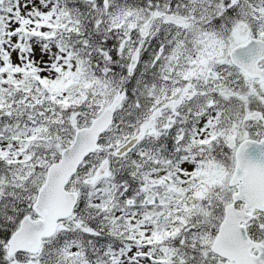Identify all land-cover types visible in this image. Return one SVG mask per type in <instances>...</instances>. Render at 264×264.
I'll return each instance as SVG.
<instances>
[{
	"label": "rangeland",
	"instance_id": "374dc122",
	"mask_svg": "<svg viewBox=\"0 0 264 264\" xmlns=\"http://www.w3.org/2000/svg\"><path fill=\"white\" fill-rule=\"evenodd\" d=\"M177 1L174 5L170 4L171 0L166 1L167 4L164 3L158 8L157 13H164V9L171 6L173 10H178L177 13L185 9L183 12L186 15L190 17L193 15L199 21L210 18L211 10H208V6L213 1ZM229 2L230 0H217V6L220 7L217 10H222L221 8H225ZM55 3V0H0L1 215L14 223L16 228L25 215L32 214L36 217L32 204L45 179L47 167L59 160L62 150L72 144L75 131L89 126L123 87H125V99L116 112L115 121L110 130L101 137V149L85 160L68 184L69 190L80 193L78 207L81 212L86 211L88 214H80L78 211L77 217H70L60 222L58 239L65 240L61 247L56 248V242L49 239L43 243L40 255L29 257L24 256L27 254H15L12 264H45V258L49 260L46 257L48 253H53L51 260L54 264L63 263L64 259L74 261L79 258L85 264L88 253L84 248L85 240L82 232L95 231L101 224L103 226L113 224L112 228L120 235L121 232L124 234L129 230L126 245L124 244L116 251L110 248L112 250L109 252L112 256L110 264H210V261L213 264H230L211 250L216 219L220 214L213 209L218 208L219 196L223 197L225 206L231 200V193L235 190L228 185L234 168V158L231 157V160L229 158L231 152L233 154L239 142L248 135L258 137L261 133V125H258V121L264 106V82L252 80L240 70L230 68L225 55L230 46L245 40L249 34L264 37V0H242L239 6L247 22H237L233 32L224 40L220 38L222 35H218L215 26L206 29L202 24L194 23L187 29L186 38L189 35L193 36L194 44L198 43L200 36L203 38V42L199 45L203 56L200 65L196 64L192 68V74H188L189 68H184L185 70L181 72V74H188L186 75V77L189 76L188 78L195 77L193 88L188 84L178 85L183 77L175 79L172 74H168V71L172 70L169 63L165 65V69L163 67L160 81L156 84L157 81H151V77L147 75L154 63L142 58V63L133 74L134 76L129 78L128 74L123 75L116 81L119 89L111 97L109 94L105 96L98 94L93 98L95 104L68 116L67 120L63 119L65 118L63 112L56 109L57 105L56 107L52 105L50 112H34L32 109L27 111L21 107L10 108V103L3 104L8 97L7 91L11 82L18 80L24 72L28 71H35L39 76L53 83L50 89L59 94L60 100L65 96L64 84L71 83L79 62L65 44L58 41L61 36L60 32H58L59 35L56 34L59 30L55 29L54 20L58 12L62 11V7ZM100 11L101 14H105L106 32L108 31L109 36H113L119 42L118 52L127 60L128 70L131 56L142 39L141 28L149 17L148 8L107 0L106 6L101 7ZM158 25L154 27L155 32L159 29ZM169 28L164 26V31ZM180 29L177 30L176 35L183 32ZM184 43L185 46L188 45L186 41ZM177 53L170 59L173 56L176 57ZM217 61H226L229 70L220 82L210 80L209 84H206V69L210 65L215 66ZM220 65L222 66V63ZM199 80L202 81V85L199 84ZM212 89L216 90L215 96L209 94ZM187 93H191L193 98L201 101L202 109L206 106L212 108L210 112L213 113V120H217L216 129L208 123L209 118L203 115L196 128V136L197 140L201 139L202 142L208 141L213 135L218 137L214 144V147H217L216 157L213 159L208 157L203 160L204 162H200L202 159L200 161L186 159L176 165L177 180L180 181L177 192L172 191L175 189L174 184L163 183L168 185L169 190L166 196L168 200L164 198V202L170 203L165 208L169 218L167 224L162 225L161 230L153 223L139 225L137 221L148 212L147 209L128 212L127 221L121 222V209L132 208L127 204L130 199L122 202L117 196L119 191L117 171L126 167L131 170L129 174L134 176L135 172L131 169L133 166L139 165L138 162L147 164V169H151L150 171L154 169V171H146L140 176L144 179L142 184L151 187L160 184L158 180H165L166 176H171L172 164L167 169L165 164L156 166L146 163L147 158L151 157L148 149L151 136L162 137L167 133L165 125L167 119L171 117L169 107L162 110L164 111L162 117H155L154 112L161 103L164 106H167L169 102L177 104L179 98L187 102L185 97ZM229 110H231L229 115L224 113ZM150 121H154V125ZM254 125L256 127L252 131ZM179 129L181 132L182 128L179 127ZM213 130L217 131L216 134H212ZM141 131L146 134L144 145L138 149L143 159L133 160L132 154L119 158L116 155L118 148ZM153 162L156 163L157 159L154 158ZM104 163H108L107 171L103 176L98 177L99 169ZM190 186H193L192 194L181 192L184 187L188 191ZM154 190L160 193L162 189L157 187L152 188L151 191ZM224 193L227 196H223ZM204 201L207 206L203 205ZM138 203L141 204L142 200H138ZM175 204L180 205L179 213H182V216L174 224L172 221L178 217ZM153 207L157 209L156 206ZM165 209L162 211L165 212ZM99 215L103 218L100 222L87 218L89 216L93 219ZM131 216L134 219H131ZM138 237H141L142 241L135 244ZM146 243L157 247L154 254L157 259L165 260L154 263L151 258L142 256L137 245L142 246Z\"/></svg>",
	"mask_w": 264,
	"mask_h": 264
},
{
	"label": "flooded vegetation",
	"instance_id": "af4514ba",
	"mask_svg": "<svg viewBox=\"0 0 264 264\" xmlns=\"http://www.w3.org/2000/svg\"><path fill=\"white\" fill-rule=\"evenodd\" d=\"M166 1L169 2V0H148L147 1L149 17L146 23L151 21V25H150L149 35L145 40V47L142 52L141 63H142V58H146L147 60H150L151 63H154L151 70H149L147 75L151 77V81H157L155 82L156 84H158L159 83L158 81H160V76L162 74L163 67L165 69L166 68L165 65L169 63L170 67H172V70L170 72L168 71V74L170 75L172 74V76H174L175 79L183 77L179 81L178 85L182 86V85L188 84L189 86L193 88V85H194L193 82H195V77L191 79V78H188L189 76L186 77V75L192 74L193 72L192 68L196 64L200 65L201 63L203 56L201 54V49H200L201 46L199 45H200V42L201 43L203 42V38L202 36H200L198 38V43L195 42L194 44L193 36L189 35L188 38H186L187 29L190 26H192L194 23L202 24L206 29H209V27L215 26L217 29L218 35L219 36L222 35V37L220 38L224 40L225 37H228L233 32L232 30L235 28L234 26L237 24V22L239 23L241 21L247 22L246 18L241 13L240 3L242 2V0H230L229 4L225 8H221L222 10L220 11L217 10V8H220L219 6H217L218 5L216 3L217 0H208V1H213V3L211 5L209 4L208 6L209 7L208 10H211V12L209 11L210 18H207L204 21L196 20V17L193 15L191 17L186 15L183 12L185 10L183 8H182L183 11L181 13H177L176 11L178 10H173L171 6H169V8L164 9V13H157L158 8L162 7L164 3L167 4ZM177 2H178L177 0H171L170 4L174 5ZM198 2L200 3V1ZM164 14L186 15L190 19L191 23L187 25H178V24L170 23L169 21L162 18V15ZM157 24H159L158 25L159 29H156V32H155L154 27ZM164 26H169L170 28L167 31L166 30L164 31ZM246 26L248 27V25ZM179 28H181L180 30H182L183 32H181L180 35H176L177 30ZM251 38L264 40V37L262 38V36H259L258 34H249L247 35L245 40H242L241 42H238L236 45H232L227 49V54L225 56H226V60H228L229 62L230 68L231 67L236 68L240 70V72L245 73L243 70L238 68L233 63L230 53L235 46L239 44H243ZM184 41L188 43L187 46H185ZM176 52H178L177 56L176 57L173 56L170 59V57L174 55ZM204 54L206 53L204 52ZM221 63H222V66L220 65ZM259 66L260 68L264 69V59L260 60ZM222 67L223 69H225V71H223ZM184 68H189L190 72L188 74H181V72L185 70ZM210 70L216 73L217 78L209 77L208 71ZM228 70H229V66L226 61H222V62L217 61V64H215V66L213 65L208 66L206 69L207 79L205 80V83L209 84L210 80H216L217 82H220L221 80H223V78L225 77L224 74H226ZM249 78L255 81L264 82L263 80L259 78H251V77ZM198 82L200 85H202V81L199 80ZM124 90H125V87H124ZM215 91H216L215 89H212L210 90L209 94H213L215 96L216 95ZM185 97L187 98V102L182 101V99L179 98L180 100H179V103L177 102V104H173L172 102H169L167 106H164L161 103L156 108L154 112L155 117L157 118L162 117L164 115V111L162 110H164L166 107L170 108L171 117H169L166 121L165 130L167 133H165L162 137L151 136V140L148 144L149 145L148 149L150 150L151 157L147 158L146 163H149L152 165L155 164L156 166L165 164L167 165L166 166L167 169H168V166L172 164L173 169H172L171 176L169 177L166 176L165 180H162V179L158 180V182H161V183L160 184L158 183L156 187H151L147 184L143 185L142 180L144 179H141L142 177L140 176L144 172L151 170V169H147L148 168L147 164H142L138 162L140 166L139 165L133 166L131 169L135 172L134 176H131L129 174V171L131 170L127 169L126 167H123L121 170L117 171V179H118L117 182L119 183V191H118L117 196L118 198H120L122 202H124L125 199H130L127 201V204L132 208L130 210L121 209V213H122L121 222L127 221L126 214L128 212L132 213L140 209H147L148 212L143 217L139 218L137 222L139 223V225L144 224V223L146 224L153 223V224H156V226H158L161 230L163 228L162 225L167 224V219L169 217L167 216V210L165 208L168 207L167 205L170 203L169 201H167V203L164 202V198L165 200H168L166 196L168 195L169 190H168V185L167 184L164 185L163 183L167 182V183L174 184L175 189L172 191L174 193L177 192L180 181L177 180L178 167L176 165L180 162H183L182 160L186 161V159H188L189 161H192V160L200 161L202 159L200 162H204L203 160L207 159L208 157H210L211 159L216 157L215 155L217 153V147H214V144H216L218 137L213 135L214 138L212 137L208 139V141L202 142L201 139L197 140V136H196L197 134L196 128L199 125L200 119L203 115H205L206 118L207 117L209 118L208 123L212 122L213 113L210 112L212 108L209 106H206L204 107V109H202L201 101L196 100L195 97L193 98V95L191 93L185 94ZM212 104H214V102ZM224 113L229 115L231 113V110L226 111ZM224 113L222 114V116L224 115ZM260 113H261V116L259 118L258 125H261V129H260L261 133L259 134L258 137L255 135H248V137L246 138H253L257 140L264 138V106H263L262 112ZM219 119H221V117ZM150 122L152 125H154V121H150ZM178 126L182 128L181 132H179L180 129ZM216 127H217L216 125L212 126V128H215V129ZM255 127L256 125L253 126L252 131H254ZM216 132H217L216 130H213L212 134H216ZM140 133H143L144 136L142 137L140 142L134 147V149L130 152V154H132L134 157L133 160H136V161L143 159L140 153H138V149L144 145V139H145L146 134L144 131H141V132L134 134V136ZM163 144H165V146H163ZM235 150L233 154L231 152L230 157H229L230 160H231V157L233 158L235 157ZM154 158L157 159L156 163L153 162ZM152 171H154V169ZM123 172L125 173L127 172L128 177H124L126 174H124ZM157 187H159V189H162L160 193L155 192V190L151 191L152 188L156 189ZM192 188L193 186H190V188L187 189L188 191H186V187H184L182 188L181 192L185 191L186 193L189 192L187 194H192L194 192V190L191 191ZM233 192L231 193L230 201H232ZM79 199H81V197H79ZM138 200H142V203L141 204L138 203ZM79 202L80 200L78 201L74 209V212L71 216L72 218L77 217L78 211L80 214L81 213L88 214V212L86 211L84 212L80 211L78 207ZM175 205L177 207L176 215L178 214V217L176 220H173L172 223L177 222L178 219L181 218L182 216V213H179L181 212L179 208L180 205L178 204H175ZM245 205H246L245 201L236 202V206L238 208H243ZM153 206H156L157 209L154 208ZM163 209H165L166 211L165 212L162 211ZM248 212L250 211L248 210ZM87 218L91 219L89 216H87ZM131 219H134V218L131 216ZM93 220L98 221V222L102 221L103 220L102 215H99L98 217L95 216ZM112 226L113 224H110L109 226H103V224H101V226L99 225L100 228L99 229L97 228V230L102 231L101 229H106V228L113 229ZM246 226L248 229V233L252 237V239L256 241H261L262 243H264V210H261L258 208L255 209L252 213L251 219L246 223ZM59 230L60 229L58 226L56 234L52 238H49V239L52 240L55 236L57 235L59 236ZM49 239L43 241V243L47 242ZM125 240L128 241V238L127 239L125 238ZM136 241L141 242L142 238L138 237ZM42 250H43V244L41 247V251L37 254V256L40 255ZM253 252L257 253V249H253ZM18 254L23 255V254H28V253H18ZM52 255L53 253H50V255L46 257H51ZM230 264H236V263L230 262Z\"/></svg>",
	"mask_w": 264,
	"mask_h": 264
},
{
	"label": "water",
	"instance_id": "95a60500",
	"mask_svg": "<svg viewBox=\"0 0 264 264\" xmlns=\"http://www.w3.org/2000/svg\"><path fill=\"white\" fill-rule=\"evenodd\" d=\"M162 18L178 25L190 22L188 16L180 14H164ZM150 25L151 21L141 28L142 39L129 61V77L133 76L141 62L144 40L149 35ZM230 56L233 63L249 77L264 81V69L259 66L260 60L264 59L263 39L251 38L235 46ZM208 75L217 78L212 70L208 71ZM124 99V90L121 89L89 126L75 131L72 144L62 150L59 160L47 167L45 179L32 204L36 217L27 214L21 219L7 240L9 255L18 253L37 255L41 251L43 241L56 234L60 221L68 219L73 214L80 194L78 191L69 190L68 184L82 163L101 149V137L113 125L116 112ZM143 136L144 134L140 133L131 137L118 148L116 155L122 158L129 154ZM107 168L108 163H104L97 176H103ZM229 185L236 190L232 194V201L224 208V217L211 250L214 254L236 264H264V243L252 239L246 226L255 209L264 210V138L260 140L246 138L239 143L235 151V165ZM239 201H245L246 205L238 208L236 202ZM253 249H257V253H254Z\"/></svg>",
	"mask_w": 264,
	"mask_h": 264
},
{
	"label": "trees",
	"instance_id": "16d2710c",
	"mask_svg": "<svg viewBox=\"0 0 264 264\" xmlns=\"http://www.w3.org/2000/svg\"><path fill=\"white\" fill-rule=\"evenodd\" d=\"M55 1L62 7L55 27V29L58 28L59 30L56 34L60 32L61 36L58 41L65 44L69 52H72L74 58L79 62L78 69L74 77L71 78V83L64 84L65 96L60 100L59 94L54 93L50 89L53 83L42 78L35 71H28L24 72L23 76L18 80L15 79L11 82L7 91L8 97L3 104L10 103V108L21 107L27 111L32 109L34 112H50V107L52 105L56 107L57 105L56 109L58 108L59 111L63 112L65 116L63 119L67 120L68 116L85 110L91 104H95L93 103V98L97 97L98 94L103 96L109 94V97H111L119 89L116 81L121 79L123 75L128 74L127 60L118 52L119 42L113 36L110 37L108 31L106 32L104 28L105 14H101L100 8L106 6V0ZM116 1L142 8H145L148 4V0ZM3 110L5 111V109ZM123 173L126 174L124 177H128L127 173ZM223 196H227L226 193ZM220 197L222 196H219L218 208L216 210L213 209L217 214L220 213L216 219L214 235L222 220L221 216L224 215V200L223 197ZM203 205L207 206L205 202ZM90 220L94 221L93 219ZM15 229V224L9 222L0 212V264H12L14 257L8 254L6 241ZM101 230H92L88 233L82 232L85 240L84 248L86 253H88L85 264H94L93 262L95 264H110L112 261L111 253H109L112 251L110 248L118 250L127 243L125 238H128L129 230L124 234L121 232V235L117 234L114 229L106 228ZM59 237L57 235L52 239L54 243L56 242V248L61 247L65 243V240L58 239ZM48 255L50 253L46 256ZM24 256L31 257L29 254ZM48 258L49 260H43L45 264H54L51 260L52 258ZM79 259L74 261H72L73 259H64L63 263L59 264H84ZM210 264H213V262L210 261Z\"/></svg>",
	"mask_w": 264,
	"mask_h": 264
}]
</instances>
